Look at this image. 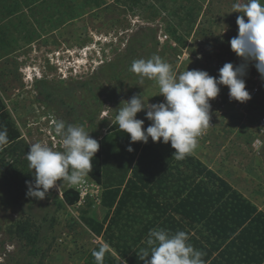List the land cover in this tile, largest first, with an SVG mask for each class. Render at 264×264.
Masks as SVG:
<instances>
[{
  "label": "rangeland",
  "instance_id": "rangeland-1",
  "mask_svg": "<svg viewBox=\"0 0 264 264\" xmlns=\"http://www.w3.org/2000/svg\"><path fill=\"white\" fill-rule=\"evenodd\" d=\"M243 3L0 0V97L21 134L18 172L23 176L28 170V181H34L26 158L30 143L62 150L53 131L56 120L82 126L98 140L133 95L151 103L164 100L155 80L145 79L141 85L130 70L116 82L99 71L124 55L128 40L140 27L155 28L158 43L155 48L149 44V53L143 51L131 62L157 55L176 74L195 69L213 77L226 62L241 64L229 41L237 35L236 18L241 15L234 5ZM246 70L245 85H258L257 98L238 106L224 95V106L214 112L215 120L192 154L236 187L243 180L257 187L264 208V192L259 189L264 178V136L260 156L254 145L258 120L264 115V81L251 63ZM137 118L144 120V128L151 123L144 111ZM9 154L6 158L13 160ZM252 170L256 173L250 174ZM7 180L0 171V264H80L103 243L87 222H100L106 214L100 204L101 187L88 176L78 185L58 182L43 200L28 197V186L16 188ZM66 187L79 192L76 204L62 200ZM36 233L35 254L29 255Z\"/></svg>",
  "mask_w": 264,
  "mask_h": 264
},
{
  "label": "trees",
  "instance_id": "trees-1",
  "mask_svg": "<svg viewBox=\"0 0 264 264\" xmlns=\"http://www.w3.org/2000/svg\"><path fill=\"white\" fill-rule=\"evenodd\" d=\"M156 33L151 26L138 28L124 55L99 71L120 82L131 70V59L149 53V44L155 48ZM4 129L9 143L0 150V171L9 177L7 184L22 189L31 173L18 172L21 134L0 97V130ZM97 141L100 146L87 176L101 187L100 204L106 214L100 222H87L103 243L95 245L80 264H96L92 253L105 245L109 250L103 264H144L138 256L147 247L151 229L184 231L188 243L204 254V264L264 260V211L194 154L176 160L170 143L153 142L150 137L147 143L130 142L116 122ZM130 143L132 151L127 150ZM8 154L15 158L9 160ZM61 196L67 205L76 204L80 197L72 187L64 188ZM37 237L38 233L31 238L29 255L35 254Z\"/></svg>",
  "mask_w": 264,
  "mask_h": 264
},
{
  "label": "clouds",
  "instance_id": "clouds-1",
  "mask_svg": "<svg viewBox=\"0 0 264 264\" xmlns=\"http://www.w3.org/2000/svg\"><path fill=\"white\" fill-rule=\"evenodd\" d=\"M234 11L241 15L236 18L237 35L229 44L242 63L236 66L224 63L216 77L195 69L176 74L157 55L133 61L131 71L138 75L139 83L142 85L145 79L155 80L159 86L157 94L164 100L150 104L140 94L133 95L118 110L115 121L119 130L129 134L130 142L147 143L150 137L153 142L170 143L175 149L172 156L183 160L193 153L198 137L209 127L210 100L217 97L220 86L228 88L230 100L244 103L251 98L244 79L249 63L264 81V0H245L243 4L234 5ZM141 111L145 119L151 121L146 128L144 120L137 118ZM53 131L62 141V150L35 142L29 144L27 151L34 181H26V195L38 200H43L51 189H57L61 181L70 185L82 183L92 171V158L100 146L82 126L56 120ZM8 143L6 129L0 130V150ZM127 150H133L131 143ZM188 240L184 231L171 234L165 229H151L145 241L147 247L138 258L144 264H204V254ZM108 250L105 245L93 251L96 264H103Z\"/></svg>",
  "mask_w": 264,
  "mask_h": 264
},
{
  "label": "built area",
  "instance_id": "built-area-1",
  "mask_svg": "<svg viewBox=\"0 0 264 264\" xmlns=\"http://www.w3.org/2000/svg\"><path fill=\"white\" fill-rule=\"evenodd\" d=\"M219 63V62H218ZM221 68V66H220ZM247 73V70H246ZM256 76V74H255ZM246 89L249 91L251 98L248 101L254 100L255 98H257L258 96V85L257 84H249L246 85ZM228 95V92L224 89L223 86H220V91L217 95V97L215 99L210 100V125H212L213 121L215 120L214 118V112L220 110L223 106H224V95ZM235 101V100H234ZM246 101V102H248ZM244 103H240L238 101H235V105H242L245 104ZM151 104V102H149ZM209 127L202 133V135L200 137H198V140H202L204 138V136L206 135L207 130L210 128ZM258 131H259V136L258 139L255 140L254 145H256V155L258 154V156L261 155V146L263 143V136H264V115L259 117L258 120ZM262 137V138H261ZM259 189L264 192V178L263 181L259 184ZM260 264H264V260L260 263Z\"/></svg>",
  "mask_w": 264,
  "mask_h": 264
},
{
  "label": "crops",
  "instance_id": "crops-1",
  "mask_svg": "<svg viewBox=\"0 0 264 264\" xmlns=\"http://www.w3.org/2000/svg\"><path fill=\"white\" fill-rule=\"evenodd\" d=\"M247 170V168H246ZM256 173V170L250 171V174ZM240 181V178L238 179ZM244 182H240V187H236V185L230 183L235 189H237L240 193H242L247 199H249L252 203H254L259 209L264 211V208L262 206V202L260 200V197H258V192L254 186H251L246 182V180H243Z\"/></svg>",
  "mask_w": 264,
  "mask_h": 264
}]
</instances>
